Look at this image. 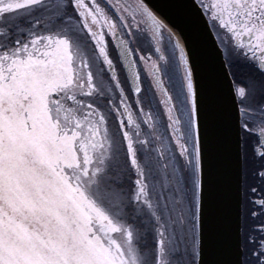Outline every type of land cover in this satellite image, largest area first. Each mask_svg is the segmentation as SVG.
Segmentation results:
<instances>
[{
	"label": "snow or ice",
	"instance_id": "snow-or-ice-1",
	"mask_svg": "<svg viewBox=\"0 0 264 264\" xmlns=\"http://www.w3.org/2000/svg\"><path fill=\"white\" fill-rule=\"evenodd\" d=\"M0 264H264V0H0Z\"/></svg>",
	"mask_w": 264,
	"mask_h": 264
},
{
	"label": "water",
	"instance_id": "water-1",
	"mask_svg": "<svg viewBox=\"0 0 264 264\" xmlns=\"http://www.w3.org/2000/svg\"><path fill=\"white\" fill-rule=\"evenodd\" d=\"M161 4L170 5H187L190 3V0H159ZM169 15L172 20L176 23H180L181 27L184 28V31L187 35V40L199 45L200 44V31L194 29L187 22L184 9L182 8H172L169 10ZM201 58H202V67L205 70H211L214 76L219 78L220 91L222 96L227 98V87L229 76H226V68H222L218 60L214 61L210 66L208 62L207 52L204 49H201ZM228 194H229V204H230V218L231 225L234 234V243H238L239 234L238 228L242 220V204H243V168L237 166L235 162L232 163V166L229 171L228 176Z\"/></svg>",
	"mask_w": 264,
	"mask_h": 264
},
{
	"label": "flooded vegetation",
	"instance_id": "flooded-vegetation-1",
	"mask_svg": "<svg viewBox=\"0 0 264 264\" xmlns=\"http://www.w3.org/2000/svg\"><path fill=\"white\" fill-rule=\"evenodd\" d=\"M140 54H145V53H138L137 56L140 55ZM244 74H247L246 70H245ZM247 183H248V181L245 179V175H244V182H243V215L246 212V206H247Z\"/></svg>",
	"mask_w": 264,
	"mask_h": 264
},
{
	"label": "rangeland",
	"instance_id": "rangeland-1",
	"mask_svg": "<svg viewBox=\"0 0 264 264\" xmlns=\"http://www.w3.org/2000/svg\"><path fill=\"white\" fill-rule=\"evenodd\" d=\"M112 54H113V56L115 57V52H113Z\"/></svg>",
	"mask_w": 264,
	"mask_h": 264
},
{
	"label": "bare ground",
	"instance_id": "bare-ground-1",
	"mask_svg": "<svg viewBox=\"0 0 264 264\" xmlns=\"http://www.w3.org/2000/svg\"><path fill=\"white\" fill-rule=\"evenodd\" d=\"M243 205V204H242Z\"/></svg>",
	"mask_w": 264,
	"mask_h": 264
}]
</instances>
